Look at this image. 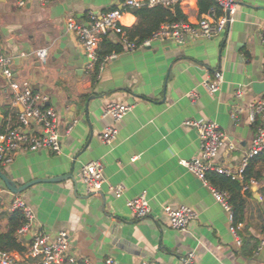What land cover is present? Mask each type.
Returning <instances> with one entry per match:
<instances>
[{
    "label": "crops",
    "instance_id": "0c3cea01",
    "mask_svg": "<svg viewBox=\"0 0 264 264\" xmlns=\"http://www.w3.org/2000/svg\"><path fill=\"white\" fill-rule=\"evenodd\" d=\"M22 2L23 5H19ZM123 0H0V55L10 57L14 78L47 97L45 106L58 115L61 152L20 151L0 171L17 187L37 180L16 194L34 212L28 231L16 240L25 249L36 233L54 238L67 234L70 252L89 264L107 258L119 264H180L190 253L191 264H264V208L259 184L251 181L245 222L231 231L228 213L214 199L209 182L191 174L181 161L197 157L199 138L184 120L216 123L227 141L214 159L236 171L249 151L256 129L247 107L253 97L246 84L264 82V0H238L232 22L214 39L184 44L153 41L149 47L121 52L102 70L89 71L77 38L66 29L72 19L86 24L88 14L122 10ZM178 8L186 22L196 24L197 0ZM175 8L167 9L174 12ZM124 28L136 25L131 12ZM117 42V37H108ZM46 49L45 64L35 52ZM223 74L220 89L209 94L202 82L215 71ZM241 90V97L236 91ZM189 94H193L191 98ZM109 103L131 105L118 123L104 115ZM18 108L0 69V132L17 125ZM235 113V119L232 118ZM76 124L68 131L71 123ZM108 126L117 128L112 144L101 142ZM38 133V129H36ZM234 147L233 150L229 146ZM103 163L104 183L87 195L81 182L84 164ZM110 186H122L116 196ZM215 189V188H214ZM0 181V212H9L12 195ZM145 194L150 213L136 219L126 202ZM187 206L196 213L186 232L172 229L163 209ZM6 227L0 220V231ZM239 241V243H238ZM17 254V253H16Z\"/></svg>",
    "mask_w": 264,
    "mask_h": 264
},
{
    "label": "built area",
    "instance_id": "2783aa9c",
    "mask_svg": "<svg viewBox=\"0 0 264 264\" xmlns=\"http://www.w3.org/2000/svg\"><path fill=\"white\" fill-rule=\"evenodd\" d=\"M50 0H40L41 3H47ZM186 0H123L122 10L112 9L103 13H89L86 24H78L72 19L66 21V29L72 33L83 48L87 58V69L95 71L98 62V46L102 36H115L117 42L122 47V51L131 52L138 48L149 47L153 41H172L177 44H184L190 40L204 39L210 40L216 38L226 30L232 22L236 11L238 0H215L219 6L220 14L211 9L196 24H190L185 20L178 22L162 24L153 35L142 42L136 44L128 40L122 25V16L131 10L143 7H163L172 9L181 5ZM19 5H23L22 2ZM259 35L264 45V24L260 26ZM118 54H111L101 61L97 73L102 70L104 64L115 59ZM35 57L40 63L47 60L46 49H39L35 52ZM12 61L10 57L0 55V69L2 76L6 80L12 93V106L19 109L17 114V125L9 127L0 132V167L8 166L20 151L39 152L48 151L55 155L61 152V143L58 132V115L56 111L45 106L47 97L31 89L28 82H20L14 78L12 71ZM264 76V67H263ZM223 82V74L220 70L215 71L210 78L202 82V86L209 94L216 93ZM236 97H241V90L235 93ZM192 98L193 94H189ZM131 105L120 103H109L105 107L104 115L110 117L113 123L121 121L126 114L132 110ZM235 119V113H232ZM247 118L250 124H254L257 119L261 123L256 127L255 135L252 140L249 151L243 158L239 168L233 171L229 168H222L214 163L221 148L224 147L227 136L220 127L211 121L186 119L183 126L192 128L197 132L199 138V150L196 158L190 161H181V164L204 185L208 184L206 174L216 172L230 177L232 180H240L244 169L249 160L257 156L264 150V99L256 100L247 107ZM76 124L71 123L68 131ZM38 129V133L36 132ZM117 128L114 126L106 127L100 135V140L106 145H110L116 138ZM233 150L232 145L229 146ZM103 163L99 160L84 164L81 168V182L85 187L87 195L93 196L99 193L103 179ZM116 196L123 192L122 186H110ZM4 193H9L5 191ZM211 193L215 201L222 206L228 213L229 220L232 223L231 207L228 204V195L226 192L218 191L214 188ZM12 195V201L9 204L8 211L19 210L25 218L24 225L17 231V236L24 235L34 221V212L26 206L15 194ZM126 207L136 219H143L150 213L148 200L145 194L126 202ZM172 229L178 232H186L188 226L196 220V213L187 206L177 208L165 207L163 209ZM240 226V225H239ZM231 226V231L236 235L239 227ZM239 243V241H238ZM264 245V239L261 242ZM194 255L190 253L180 264H191ZM0 264H89L86 260H80L70 252L68 236L65 232H59L53 239L45 233H36L27 250L19 254L16 252H0ZM104 264H119L112 258H107ZM141 264H156L154 262H142Z\"/></svg>",
    "mask_w": 264,
    "mask_h": 264
},
{
    "label": "trees",
    "instance_id": "16d2710c",
    "mask_svg": "<svg viewBox=\"0 0 264 264\" xmlns=\"http://www.w3.org/2000/svg\"><path fill=\"white\" fill-rule=\"evenodd\" d=\"M200 12L207 13L209 10H216L217 15L220 14V9L215 0H197ZM136 18V25L132 28H125L124 31L128 40L141 44L149 39L162 24L178 22L185 20L178 8L174 12L157 6L153 8L143 7L130 11ZM122 47L118 42H112L107 36H102L98 46V62L95 67L97 71L99 64L103 59L111 54H120ZM261 123L259 119L253 124L254 128ZM206 179L209 184L218 191L226 192L228 195V204L232 212V225L237 227L242 225L246 220L248 199H252L248 187L251 181L259 184V193L262 198L264 208V150L257 156L249 160L246 168L243 171L240 180H232L223 174L216 172H208ZM5 219L6 227L4 231H0V252H16L22 254L25 249L16 240L17 231L24 225L25 218L21 211L0 212V220ZM264 231V227H261Z\"/></svg>",
    "mask_w": 264,
    "mask_h": 264
},
{
    "label": "water",
    "instance_id": "95a60500",
    "mask_svg": "<svg viewBox=\"0 0 264 264\" xmlns=\"http://www.w3.org/2000/svg\"><path fill=\"white\" fill-rule=\"evenodd\" d=\"M46 63V62H45ZM42 63V64H45ZM249 88L251 89L253 93V97H258V96H264V82H251L248 81L246 83ZM61 178H53V179H48V180H37V181H32L29 182L23 186L17 187L14 182H12L10 179H8L1 171H0V181L3 183L4 188L10 192L11 194H19L31 185L35 183H40V182H46V183H52V182H57L60 181Z\"/></svg>",
    "mask_w": 264,
    "mask_h": 264
}]
</instances>
